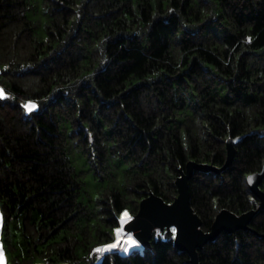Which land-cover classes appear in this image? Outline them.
<instances>
[{"label": "trees", "instance_id": "trees-1", "mask_svg": "<svg viewBox=\"0 0 264 264\" xmlns=\"http://www.w3.org/2000/svg\"><path fill=\"white\" fill-rule=\"evenodd\" d=\"M0 67L13 264H192L167 230L128 255L97 249L151 193L172 203L190 161L224 166L229 139L243 138L233 165L195 174L192 207L204 231L224 209L259 208L247 178L264 167V0H0ZM81 163L102 183L94 197ZM250 227L222 233L199 263L264 264V210Z\"/></svg>", "mask_w": 264, "mask_h": 264}, {"label": "water", "instance_id": "water-1", "mask_svg": "<svg viewBox=\"0 0 264 264\" xmlns=\"http://www.w3.org/2000/svg\"><path fill=\"white\" fill-rule=\"evenodd\" d=\"M242 140L243 138H237L227 141V160L222 167L190 161L185 170H180V175L176 179L178 190L176 199L172 203H167L151 193L141 201L138 213L125 223L124 233L132 235L143 248H146L151 246L156 230L171 231L172 227H175L176 247L188 253L192 264H200L199 250H203L208 243L214 242L222 233L251 230L250 224L258 212L264 210V191L261 189L264 167L260 172L250 174L247 178L251 192L260 201L257 210L238 215L224 209L217 214L210 231H204L203 221L191 204L190 181L195 174L204 172L222 175L233 165L236 146Z\"/></svg>", "mask_w": 264, "mask_h": 264}, {"label": "rangeland", "instance_id": "rangeland-1", "mask_svg": "<svg viewBox=\"0 0 264 264\" xmlns=\"http://www.w3.org/2000/svg\"><path fill=\"white\" fill-rule=\"evenodd\" d=\"M38 1L39 0H35L36 3H38ZM2 70H4V67H0V73ZM7 96H8L7 85H2L0 83V98L5 99ZM26 104H29V102H27ZM36 107L37 105L32 102V106L29 108H26V110L30 112L36 109ZM77 167L81 171H86L85 172L86 189L88 188L90 195L94 197L102 183L97 180V178L94 175L95 171L91 169V167L88 164L81 163L79 164V166L77 165ZM9 231L11 234L12 244L16 246L15 251L9 248V246L6 243L7 230L5 228V221H4V216H3L1 202H0V264H13V258L16 255H19L23 248L21 233H20V230L16 227V223L11 224ZM129 237L136 240L132 235L124 233L119 246L111 250L119 251L122 254L128 255L134 250L142 248V246L139 243H137L136 245L128 244L126 241L128 240ZM125 248H127V251H125ZM34 264H49V263H47L44 259L36 258L34 260ZM53 264H71V263H53Z\"/></svg>", "mask_w": 264, "mask_h": 264}, {"label": "snow or ice", "instance_id": "snow-or-ice-1", "mask_svg": "<svg viewBox=\"0 0 264 264\" xmlns=\"http://www.w3.org/2000/svg\"><path fill=\"white\" fill-rule=\"evenodd\" d=\"M32 106V102H29V104L24 105L25 108H29ZM249 179L251 180V177H249ZM131 217L129 215V213L127 212V210H124V212L120 215L119 217V224L121 225V227H116L114 229L115 232V242L114 243H109L104 245L103 247L97 249L98 252H104V251H108L111 250L113 248H116L119 246V244L121 243L122 240V236L124 234V228L123 225H125V223L130 220ZM172 233L176 232V228L172 227L171 229ZM128 244L130 245H136L138 242L134 239H132L131 237L128 238V240L126 241ZM125 251H127V248H125Z\"/></svg>", "mask_w": 264, "mask_h": 264}]
</instances>
